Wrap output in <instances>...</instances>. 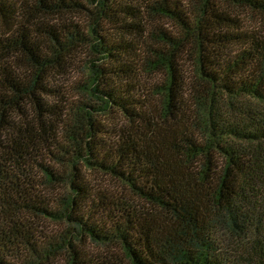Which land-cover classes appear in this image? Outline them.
Masks as SVG:
<instances>
[{
	"label": "trees",
	"instance_id": "trees-1",
	"mask_svg": "<svg viewBox=\"0 0 264 264\" xmlns=\"http://www.w3.org/2000/svg\"><path fill=\"white\" fill-rule=\"evenodd\" d=\"M236 9L264 0H0V264H264V32Z\"/></svg>",
	"mask_w": 264,
	"mask_h": 264
},
{
	"label": "rangeland",
	"instance_id": "rangeland-1",
	"mask_svg": "<svg viewBox=\"0 0 264 264\" xmlns=\"http://www.w3.org/2000/svg\"><path fill=\"white\" fill-rule=\"evenodd\" d=\"M186 3H189V0H184ZM234 13L240 17L239 19L241 20V24H243V28L245 30H249V31H253V30H262L264 32V17H262L261 15L258 14H254L250 11L247 10H239L236 9L234 11ZM84 17L82 15H80L78 18H75V20L77 21H84L83 19ZM86 51L87 49L83 50V53L80 54L79 57V61L75 66V69L70 70L69 73L64 74V75H60L57 76L56 78H54V84L58 87V88H62V90L67 91L70 93V96L66 93V95L70 98V100L73 98H77L78 95L74 94L73 91V82L77 81V80H82L85 78L86 74L84 71L85 68V64H84V60L86 59L87 55H86ZM183 67L187 70L186 76L187 78L190 79H198V68H197V62L195 60L194 56H188L185 60V58L183 59V61H181ZM165 74H161V73H157V74H150V75H143L141 74V78H140V82L141 84H145L147 82V80H156L159 82H163L164 80V76ZM152 79V80H151ZM146 85V84H145ZM106 119L108 120H112L114 122H116L117 120L120 121V123L123 122V118L120 117V115H115V114H107V116H105ZM114 117L117 118V120H114ZM85 174L89 177V179H91L92 181L96 182V183H103L106 186L112 188V189H116L118 191H121L123 193H129V190H124V187L116 180L112 179L111 177H108L106 175L103 174H99L95 171L89 170V169H84ZM55 228H57V226H55ZM87 249H91L94 251H100V252H106V251H115L118 252L120 254H122V251H120V249L114 247V246H104V245H100L97 243H94L92 241H88L87 243H85V245ZM56 264H67V258L66 256L63 254L61 256H59L58 259L55 260Z\"/></svg>",
	"mask_w": 264,
	"mask_h": 264
}]
</instances>
